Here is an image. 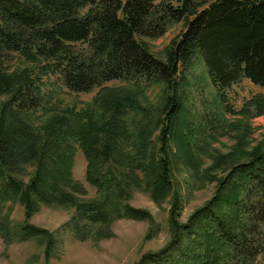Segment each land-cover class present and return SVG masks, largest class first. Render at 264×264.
Masks as SVG:
<instances>
[{
  "label": "trees",
  "instance_id": "16d2710c",
  "mask_svg": "<svg viewBox=\"0 0 264 264\" xmlns=\"http://www.w3.org/2000/svg\"><path fill=\"white\" fill-rule=\"evenodd\" d=\"M174 25H181L180 33L159 59L148 41ZM197 64L205 71L199 83L209 81L221 101L242 79L264 88V0H0L3 244L33 241L50 264L62 247L53 233L30 223L41 208L73 210L63 229L96 244L111 237L116 221H153L129 204L141 192L157 206L169 204L171 237L138 264H255L258 255L264 258V135L252 145L237 134L224 153L209 136L197 139L203 127L187 92L188 72ZM50 76L72 93L99 90L81 109L51 112ZM251 108L264 115V95L240 113L247 133ZM78 150L93 198L73 177ZM174 170L189 174V189L215 183L211 198L185 223L178 220L182 200ZM8 204L23 209L21 223L2 217ZM39 258L33 254L26 263Z\"/></svg>",
  "mask_w": 264,
  "mask_h": 264
},
{
  "label": "rangeland",
  "instance_id": "374dc122",
  "mask_svg": "<svg viewBox=\"0 0 264 264\" xmlns=\"http://www.w3.org/2000/svg\"><path fill=\"white\" fill-rule=\"evenodd\" d=\"M124 1V0H123ZM181 25H174L166 34L160 38L149 40L150 51L159 59H164V48L170 40L180 33ZM205 72L200 64L196 65L195 72L192 69L188 72L189 87L188 93L191 98H195L197 109L196 121L200 122L197 139L207 140L209 136L212 147L224 153L236 143L237 137L244 134L247 142L254 145L264 135V115L255 116V111L251 108V115L245 120L249 125V132L241 131L244 127L241 115L243 107L255 95H264V88L253 85L250 81L242 79L231 85L224 91L226 100L221 101L214 88L210 89V82L205 79V83L200 84L198 78L200 73ZM49 84L54 85L55 93L49 96L48 111H57L62 106H74L81 109L85 103L91 101L99 89H93L87 93H72L66 90L58 77L50 76ZM119 82H110L107 86H117ZM206 85V88L201 87ZM154 88L148 92L151 93ZM48 91V92H47ZM46 98L49 88L46 89ZM221 102V105L217 100ZM54 105V106H52ZM189 106V103H188ZM55 107L57 110L52 109ZM250 109V107H249ZM42 112L38 111V114ZM241 120L242 122H239ZM244 130V129H243ZM203 132V133H201ZM239 134V135H237ZM205 135L204 137H202ZM237 137L235 138V136ZM209 161H207L208 163ZM208 166V165H207ZM73 177L82 183L88 191L86 198H93L95 190L85 183V160L78 150L73 165ZM175 171V170H174ZM176 190L181 195L182 208L179 215V222L185 223L188 217L198 208L202 207L212 196L215 183L206 184L203 188L189 189L190 177L187 172L178 170L174 172ZM27 179V178H26ZM25 179V180H26ZM130 206L147 211L152 222L146 220L122 219L116 221L111 227V237L100 240L93 244L89 240H78L69 227L63 229L74 214L71 209L61 208H41L31 219L30 223L36 227L48 230L53 233L60 242L62 254L59 259H52L50 264H138L140 258L149 252H156L165 247L171 237L169 226V204L162 206L155 205L149 197L141 192H136L129 201ZM9 215L10 223L15 225L23 221V209L19 205H5L2 217ZM153 223V224H152ZM152 230V232H151ZM149 238L147 236L149 235ZM264 227L262 238L264 237ZM38 254L40 258L32 264H44L42 248L33 241L26 243H13L9 246L3 244L0 239V264H27L31 255ZM255 264H264L262 255H258Z\"/></svg>",
  "mask_w": 264,
  "mask_h": 264
}]
</instances>
